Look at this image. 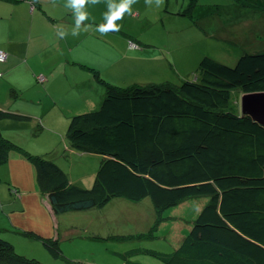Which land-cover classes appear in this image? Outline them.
<instances>
[{
    "label": "trees",
    "instance_id": "trees-1",
    "mask_svg": "<svg viewBox=\"0 0 264 264\" xmlns=\"http://www.w3.org/2000/svg\"><path fill=\"white\" fill-rule=\"evenodd\" d=\"M103 84L100 103L72 114L66 131L77 153L100 156L90 186L72 182L51 154H33L1 131L0 164L12 152L32 161L57 215L95 210L115 197L149 198L159 224L165 209L205 196L177 247L151 253L166 264H264V130L229 107L234 88L264 91V52L245 51L234 65L205 55L195 78L178 83ZM3 118L25 115L0 110ZM42 241L54 259L66 258L57 239ZM38 259L18 253L0 228V264H45Z\"/></svg>",
    "mask_w": 264,
    "mask_h": 264
},
{
    "label": "rangeland",
    "instance_id": "rangeland-1",
    "mask_svg": "<svg viewBox=\"0 0 264 264\" xmlns=\"http://www.w3.org/2000/svg\"><path fill=\"white\" fill-rule=\"evenodd\" d=\"M167 1L169 2L168 9L161 11L157 9L154 14L147 11L150 7H147L146 12H143L145 8L139 7L140 15L133 23L136 33L120 29L124 36L119 32H109L104 35L102 42H98V46L96 43L90 45L94 52L91 56L100 66V69H95V71L103 80L101 84L95 76V83L102 91L95 89L87 94L89 99L96 102L88 109L95 108L100 103L101 96L104 95L103 81L121 87H128L132 84L143 86L164 81L178 83L185 79L195 78L198 64L205 55L225 64L234 65L237 58L245 51L264 52V0ZM105 3L107 0H101L98 5H89L87 11L90 17L99 18L98 20L101 21L102 15L108 10L104 9ZM138 3L145 4L142 1ZM149 6L155 9L156 0H151ZM183 9H185L184 14L178 13ZM152 17L155 18L153 21L150 19ZM124 21L128 23V18L125 17ZM120 22L122 19L116 21V23ZM57 24L62 25L60 20ZM90 32L96 37L101 36L94 30ZM92 40L93 37L88 36L86 42L92 44ZM60 41L64 42L65 38ZM5 89L4 86L0 87V104L13 108L19 107L18 109L22 110L9 112L25 115L35 121L34 124L41 119V114H44V120H48L45 121L46 124H63L64 133L54 131L55 129L50 127L49 132L44 131L38 137L36 136L39 139L32 141L30 146L35 150H41L39 152L46 150L43 146L49 143L50 139H53L56 144L55 133L59 139L62 135H66L68 121L65 125L63 118L66 114L70 117L74 113L88 110L67 111V108L62 106L61 111L58 108L51 111H24L32 106L22 100L20 101L22 103L15 102L13 96L8 93L4 94ZM240 95L241 91L238 88L231 90L230 109L239 111ZM33 113L40 115L35 117ZM0 131L8 139H14V136L21 139V131L11 132V128L7 131L0 129ZM61 148L67 153L68 148H65L62 142ZM53 150L58 151L57 145ZM74 158H77L75 173L95 170L99 166L98 163L94 164L90 160L82 161L83 158H80L78 154L74 155ZM84 184L89 185L90 182ZM119 199L126 203H136L124 198ZM122 200H117L119 202H114V204L111 202L102 208V234H104L102 242H96V244L89 242L92 246L79 243L70 250H66L67 257L76 254L79 257L85 255L97 264H166L151 251H173L177 247L176 244L181 242L188 232L207 198L205 196L187 198L180 204L165 209L162 211L163 219L159 224L156 223L157 215L154 209L151 208L149 211L147 209L149 198L135 204L138 205L135 208L136 214L140 215L137 218L129 219L127 223L105 222V217L109 215L108 207L118 203L122 206ZM118 211V215L129 212L128 209L120 210V208ZM78 212L83 213V211L69 212V216L74 217L78 215ZM153 225L155 227L152 229ZM0 228L3 229L2 226ZM114 229L122 234L125 231L132 232L123 236L114 233L112 231ZM9 232L8 236L13 239V246L18 253L27 256L36 254L40 258L38 260L45 264H69L67 258L54 259L46 250L43 242L29 236L30 234L25 232L19 234V229H10ZM81 239V241H88L85 238Z\"/></svg>",
    "mask_w": 264,
    "mask_h": 264
},
{
    "label": "crops",
    "instance_id": "crops-1",
    "mask_svg": "<svg viewBox=\"0 0 264 264\" xmlns=\"http://www.w3.org/2000/svg\"><path fill=\"white\" fill-rule=\"evenodd\" d=\"M140 1L145 2L137 0V3L132 5L134 15L125 14L122 22L117 23L121 30L127 29L136 33L133 23L140 15V6L145 8L143 12H146L147 7H150V10L147 11L152 14L157 11V8L152 9L146 4L141 5L138 3ZM65 4L66 0H0V48L8 53L6 61L0 63V87L4 86L6 88L4 94L8 93L13 96L15 102L22 103L20 102L22 100L32 106L24 111H51L54 108L61 111L62 106H65L67 111H83L93 107L96 103L87 97L89 92L101 89L95 83L93 71L100 69V66L97 65V60L91 56L94 55L91 46L95 43L98 46V42H102L104 36L96 37L88 31L81 32L76 37L69 34L65 37V43L60 41L61 39H58L56 34L57 26L60 25L57 24L58 21L60 20V23L69 32L75 21L72 12L65 7ZM168 6L169 2L165 0L163 8L159 10H167ZM104 9H107V3H105ZM125 17L128 18V23L124 21ZM98 19L89 17L85 23H91L94 26L105 23L104 15H102L101 21ZM150 19L153 21L155 18ZM121 30L118 32L124 36ZM88 36L93 37L92 44L86 42ZM39 73L45 79L43 82L36 78ZM18 108L0 104V109L5 111H22ZM33 115L36 117L40 114L33 113ZM41 115V119H38L36 124H34L35 121L27 117L22 120L0 119V129L7 131L11 128V132L21 131V139L14 136L13 141L33 154H51L72 182L83 187L91 185L98 166L95 170L75 173L77 158H74V155L78 154L80 158H83L82 161L90 160L98 165L99 155L91 152L77 153L69 145L65 134L59 139L55 133L56 144L53 139H50L49 143L43 146L46 147V150H42V152L30 146L32 141L39 139L37 137L42 132H49L50 127L55 129L54 131L64 133L63 124H46L45 121L48 120H44V114ZM63 118L66 125L69 115L66 114ZM44 140L46 139L44 138ZM61 142L64 143L65 148H68L67 153L62 150ZM56 145L58 151L53 150ZM85 182H90V184H84ZM117 200L122 199L115 197L106 206L111 202L113 204L119 202ZM122 202V206L118 203L108 207L109 215L105 217V222L127 223L129 219L140 216L135 211L138 206L135 204H139L138 202L126 203L124 200ZM150 206L148 203V211L152 208ZM103 207L83 211V213L78 212V215L74 217H70L69 212L57 215L53 212L47 195L41 191L37 184L36 166L32 161L17 152H12L8 160L0 164V226L3 227L1 234L12 244L14 242L8 236L9 230L19 229V234L28 232L29 236L41 242L46 238L57 239L65 257L71 262L97 264L90 261V258L85 255L79 257L76 254L68 256V258L66 250H70L79 243L91 245V243L102 242L104 239L102 236L104 235L102 234ZM118 208L120 210L128 209L129 212L118 215ZM112 231L120 235H128L132 232L125 231L122 234L115 229ZM81 238L88 241H81Z\"/></svg>",
    "mask_w": 264,
    "mask_h": 264
},
{
    "label": "clouds",
    "instance_id": "clouds-1",
    "mask_svg": "<svg viewBox=\"0 0 264 264\" xmlns=\"http://www.w3.org/2000/svg\"><path fill=\"white\" fill-rule=\"evenodd\" d=\"M101 0H66L65 7L69 9L74 18V26L71 31L65 29L63 25L57 26V36L60 39L65 38L67 35L73 37L79 36L81 32L96 31L101 36L107 35L109 32H118L120 25L116 21L123 19L125 14L134 15L132 5L137 3V0H107V12L104 14L105 23L96 25L94 27L91 23H85L89 20L90 13L87 11L89 5H98ZM145 4L149 6L151 0H145ZM164 0H156V8L162 9Z\"/></svg>",
    "mask_w": 264,
    "mask_h": 264
},
{
    "label": "water",
    "instance_id": "water-1",
    "mask_svg": "<svg viewBox=\"0 0 264 264\" xmlns=\"http://www.w3.org/2000/svg\"><path fill=\"white\" fill-rule=\"evenodd\" d=\"M239 112L264 130V91L241 93Z\"/></svg>",
    "mask_w": 264,
    "mask_h": 264
},
{
    "label": "bare ground",
    "instance_id": "bare-ground-1",
    "mask_svg": "<svg viewBox=\"0 0 264 264\" xmlns=\"http://www.w3.org/2000/svg\"><path fill=\"white\" fill-rule=\"evenodd\" d=\"M0 50L4 51V52L6 53V55L0 57V63H1V62H5V61H6L7 56H8V53H7L6 50H4V49H2V48H0ZM3 58H5V59H3ZM1 59H3V60H1ZM36 78H37V80L40 81V82H43V81L45 80L44 77H43L40 73L36 75Z\"/></svg>",
    "mask_w": 264,
    "mask_h": 264
},
{
    "label": "built area",
    "instance_id": "built-area-1",
    "mask_svg": "<svg viewBox=\"0 0 264 264\" xmlns=\"http://www.w3.org/2000/svg\"><path fill=\"white\" fill-rule=\"evenodd\" d=\"M4 55H6V53L4 51L0 50V57H2ZM3 59H5V58H3ZM3 59H1V60H3Z\"/></svg>",
    "mask_w": 264,
    "mask_h": 264
}]
</instances>
